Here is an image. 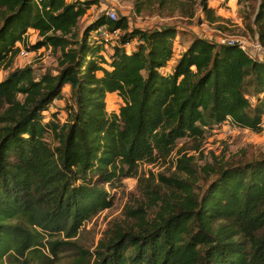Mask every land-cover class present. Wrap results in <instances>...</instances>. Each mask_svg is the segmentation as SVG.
<instances>
[{"label":"trees","instance_id":"obj_1","mask_svg":"<svg viewBox=\"0 0 264 264\" xmlns=\"http://www.w3.org/2000/svg\"><path fill=\"white\" fill-rule=\"evenodd\" d=\"M99 1L0 0V68L28 30L38 39L27 50L57 53L55 73L16 67L0 80V264H54L70 245L68 264H264V154L206 164L197 190L185 156L176 161L189 178L160 174L156 184L152 172L139 175L181 138L202 140L228 123L260 132L264 56L198 36L175 53V26L135 28L105 12L79 30ZM131 1L138 13L145 5ZM208 1L196 5L220 25ZM101 25L119 31L109 49L94 35ZM248 26L264 46V0H255ZM109 93L122 100L118 112L107 110ZM134 176L147 203L127 211L131 222L112 224L93 252L60 238L76 237L113 205L105 184Z\"/></svg>","mask_w":264,"mask_h":264},{"label":"rangeland","instance_id":"obj_2","mask_svg":"<svg viewBox=\"0 0 264 264\" xmlns=\"http://www.w3.org/2000/svg\"><path fill=\"white\" fill-rule=\"evenodd\" d=\"M150 1L152 0H145V5L138 13L133 8L131 0H100V8L93 7L88 11L79 21L78 29L81 30L86 23L92 21L97 12L101 13L107 9H113L118 16H126L130 25L135 28L175 26L180 31L175 53L182 50L179 44L185 46L194 36L208 37L213 41H217L221 37L235 36L247 40L251 45V50H256L254 47L257 41L256 34L248 26L252 18V7L255 5V0H245L242 3H239V0H209L208 5L215 10L216 15L222 18L220 25L208 23L203 19L201 9L198 4L196 5L197 0H163L161 5L158 3L159 0ZM190 7L193 10V15H184L183 12ZM37 39V32L28 30L24 36L25 45L17 43V46L27 50L25 46L33 44ZM261 47L264 49V46L261 45ZM255 53L258 54L257 51ZM262 55L264 56V50ZM56 58L57 53L53 52L52 49L49 55H45L42 52V47L39 48V51L38 49L30 50L28 54L19 52L13 58L9 68H0V80L4 78L8 71L16 67L32 66L37 70H49L55 73L57 68ZM245 96L253 101L250 92L245 91ZM105 101L109 112H118L122 104V100L117 93L107 94ZM65 117L64 111L58 115L60 122H63ZM49 118L50 113H46L45 119L48 120ZM261 128L260 132H253L228 123L222 125L219 129L215 128L206 133L202 140H194L189 137L181 138L176 141L174 149L167 158L158 159L154 164H141L139 175L145 174L149 177V173L152 172L156 184H163L160 181V174L166 177L189 178V173L178 167L176 161L177 158L185 156L192 158L191 168L194 170L197 181L194 186L195 190L204 188L206 179L201 173V167L206 164L216 166V163L221 162L250 161L264 154V115ZM48 141H51V139L48 138ZM104 188L110 193L113 205L85 221L76 237L65 238L62 236L61 239L75 242L74 244L79 245L84 250L93 252L105 231L112 224H124L127 220L131 222V219H128L127 211L147 203L141 192L143 188L138 184V176L122 179L115 188L108 184H105ZM44 252L48 254L46 248H44ZM75 256L76 253L70 245L58 253L57 258L54 259V264H68Z\"/></svg>","mask_w":264,"mask_h":264},{"label":"built area","instance_id":"obj_3","mask_svg":"<svg viewBox=\"0 0 264 264\" xmlns=\"http://www.w3.org/2000/svg\"><path fill=\"white\" fill-rule=\"evenodd\" d=\"M105 14L107 17H109L112 20H115L118 17V15L116 14V12L113 9H107L105 11ZM118 33H119V31L116 29L108 30L106 28V26L101 25L95 30L94 35L101 38L105 42V47L107 49H109L115 43V40L118 37ZM217 42L220 44L235 45L238 48H240L242 51H244L247 55H249L250 57H253V58H262V56H263L262 53H263L264 49H263V47H261V44L258 43L257 41L255 42V45H254L256 50H251V45H249L247 40H245L243 38L235 37V36L221 37L217 40ZM126 46H130V45L126 44ZM38 51H39V49H38ZM255 51H257L258 54H256ZM42 52L45 53V55L46 54L49 55L51 53V47L50 46L49 47L43 46ZM20 53L21 54H28L29 50H23L20 47ZM54 103L57 104L58 102L55 100Z\"/></svg>","mask_w":264,"mask_h":264},{"label":"crops","instance_id":"obj_4","mask_svg":"<svg viewBox=\"0 0 264 264\" xmlns=\"http://www.w3.org/2000/svg\"><path fill=\"white\" fill-rule=\"evenodd\" d=\"M99 4H100V3H99ZM90 10H91V9H90ZM90 10H89V11H90ZM206 38H208V37H206ZM18 44L20 45V42H19Z\"/></svg>","mask_w":264,"mask_h":264}]
</instances>
